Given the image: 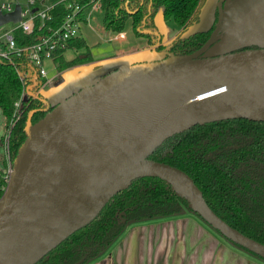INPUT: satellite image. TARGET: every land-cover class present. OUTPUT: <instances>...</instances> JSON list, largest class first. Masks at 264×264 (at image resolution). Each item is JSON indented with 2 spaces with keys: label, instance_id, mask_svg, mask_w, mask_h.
Returning a JSON list of instances; mask_svg holds the SVG:
<instances>
[{
  "label": "water",
  "instance_id": "1",
  "mask_svg": "<svg viewBox=\"0 0 264 264\" xmlns=\"http://www.w3.org/2000/svg\"><path fill=\"white\" fill-rule=\"evenodd\" d=\"M216 9L212 31L191 53L152 47L93 59L59 71L61 82L50 79L35 93L40 81L30 78L19 108L27 96L41 95L44 115L31 122L36 110L28 112L0 196V264H35L140 177L162 180L186 201L185 211L264 261V244L219 217L187 173L149 157L194 125L264 121V0H205L181 37L209 29ZM20 10V4L0 9V26L19 21ZM244 34L252 43L234 47ZM77 66L84 70L74 71Z\"/></svg>",
  "mask_w": 264,
  "mask_h": 264
},
{
  "label": "trees",
  "instance_id": "2",
  "mask_svg": "<svg viewBox=\"0 0 264 264\" xmlns=\"http://www.w3.org/2000/svg\"><path fill=\"white\" fill-rule=\"evenodd\" d=\"M81 1L85 3L88 0ZM204 1L101 0L103 29L111 33L122 31L129 20L134 33L139 34L135 28L146 14V9L142 13L139 9L147 7L149 3L151 11L146 20V27H154L149 25L153 24L154 14L161 9L163 20H171L175 26L184 28L198 19ZM66 12L64 2L56 3L51 11L52 18L46 23L54 27L59 25ZM39 23L40 21L36 20L35 29L31 33H25L20 28L15 29L13 38L16 45L23 49L36 42L40 32L37 28ZM208 30L195 33L187 43L196 47L203 44L208 37ZM67 48H84V50L70 60H66L62 55L65 50L54 52L57 71L93 60L82 37L69 40ZM24 71L28 72L25 80L30 81L31 67L23 54L19 56L16 52H8L5 56H0V110L5 117L9 157L7 169L0 168V196L6 188L8 169L25 138L23 128L27 114L40 105L38 100L27 96L22 99L21 107L16 109L15 103L21 100V93L26 85L20 78V73ZM43 115L44 112L37 110L32 115L31 122L37 121ZM239 130L264 137V121L236 118L195 125L166 138L149 157L178 167L187 173L201 190L207 204L219 217L243 234L264 244V215L262 218V215L241 212L233 204L228 178L231 172L228 164L220 167L216 165L203 167L195 153L186 152V149L193 152V147L198 141L213 139L212 137L219 138L230 131L236 133ZM186 209V201L175 196L162 180L156 177L134 179L126 188L114 194L93 220L61 241L35 264H73L81 258H84L81 264L93 262L108 251L113 242L124 232L128 223L178 214Z\"/></svg>",
  "mask_w": 264,
  "mask_h": 264
},
{
  "label": "flooded vegetation",
  "instance_id": "3",
  "mask_svg": "<svg viewBox=\"0 0 264 264\" xmlns=\"http://www.w3.org/2000/svg\"><path fill=\"white\" fill-rule=\"evenodd\" d=\"M150 8L151 5L149 3L147 7L144 6V8L139 9L140 13H142L143 10L146 9V14L142 17L141 22L135 28L139 34L134 33L132 29L131 35H127V34L125 35V39L129 41L130 45L132 44L131 47L133 48L135 47L137 49L144 47L149 50H152V47H154L156 51H160V52L174 53V54H188L198 49L202 45L200 44L199 46L196 47V45H192L189 42L187 43L188 39L192 37L194 34L184 38L181 37L182 31L186 29L188 25H186V27L184 28L174 26L172 31L175 32L178 31V32L175 35L166 38L165 33L161 29H159L160 27L157 25L155 21V16L157 13H155L153 16V24L149 25L154 27L152 28L146 27L145 26L146 20L149 17L151 11ZM216 19H217V9L214 11V21L208 30V36L214 27ZM169 21L171 20L162 19L163 23ZM30 73H31V78L35 74L37 75V72L33 68L31 69ZM39 79L41 78L36 76V81H38ZM71 83L72 82H68L67 85H70ZM25 84L27 86L31 83L29 81H25ZM70 86L71 87L69 89L71 91L76 87L75 85H70ZM31 90L34 93L37 92L38 86H34ZM38 96H40V100H41L42 96L41 95ZM38 96L35 97L29 96V97L31 99L38 100L40 102V105L38 107H35L34 110L36 111L39 110L40 112H43L42 110L45 107V104H43L39 100ZM244 131L245 130H239V132L236 133L230 131L228 134L224 136H220L219 138L212 137L213 139L198 141L197 145L193 147V152H190L189 149H186V152L187 154L195 153L196 157L199 158V160H201L200 165L203 167L208 165H216L220 167L221 165L228 164L229 170L231 172L228 178H229V185L232 189L231 197H233V204H235V206L241 212H247L249 214H256L259 216L262 215L263 218L264 137L259 135H253V133H248V131L245 132ZM3 141L6 147L5 156H8L6 135L5 137L3 136ZM169 144L170 143H167V145Z\"/></svg>",
  "mask_w": 264,
  "mask_h": 264
},
{
  "label": "crops",
  "instance_id": "4",
  "mask_svg": "<svg viewBox=\"0 0 264 264\" xmlns=\"http://www.w3.org/2000/svg\"><path fill=\"white\" fill-rule=\"evenodd\" d=\"M87 264H264V262L234 247L198 216L184 211L128 223L108 251Z\"/></svg>",
  "mask_w": 264,
  "mask_h": 264
},
{
  "label": "built area",
  "instance_id": "5",
  "mask_svg": "<svg viewBox=\"0 0 264 264\" xmlns=\"http://www.w3.org/2000/svg\"><path fill=\"white\" fill-rule=\"evenodd\" d=\"M58 2L66 4L67 12L63 16L61 22L57 26H51L46 23L52 18V9ZM16 4H20L21 19L12 23V27L0 34V43L3 47L0 48V55L5 56L8 52H16L17 55H24L30 66L37 72V76L41 79L39 86L47 84L50 78L43 67L46 59L54 63L56 54L54 52L65 50V54L69 48L67 43L69 40L76 37H83V28L87 26L91 30H95L92 21V12L101 9V0H88L82 3L81 0H56L49 2L48 0H0V9L2 13L11 12ZM35 8V10H33ZM36 20L40 23L37 26L40 31L36 42L29 47L21 48L16 45L13 38V31L20 28L25 33H31L35 29ZM110 40H123L126 33L122 30L113 33ZM119 37V38H118ZM28 74V73H27ZM22 80L25 83V75ZM22 96V93H21ZM21 100L15 103L16 109H19Z\"/></svg>",
  "mask_w": 264,
  "mask_h": 264
},
{
  "label": "rangeland",
  "instance_id": "6",
  "mask_svg": "<svg viewBox=\"0 0 264 264\" xmlns=\"http://www.w3.org/2000/svg\"><path fill=\"white\" fill-rule=\"evenodd\" d=\"M49 2H54L56 0H48ZM92 25L95 30H91L87 26L83 28V33L81 36L82 38L85 39L86 45L88 46V50L92 54V58L94 60L97 59H103V58H108L111 56L119 55L121 52L133 50L134 48L131 47L129 41H127L125 38L124 40H110L109 38L113 36L114 34L108 31H105L103 29V14L100 10H96L92 12ZM213 16H214V11H213ZM155 21L157 25L160 27L164 33L166 38L171 37L175 35L178 31H172L173 27L175 26L173 22H162L161 19V9L158 10L156 16H155ZM213 22V21H212ZM211 22H209L210 24ZM208 24V26H209ZM12 27V23H5L2 26H0V34L3 33L4 31L10 29ZM123 31L127 35H131L132 33V28L130 21L128 20ZM119 38V37H118ZM252 43V40L250 39L247 34H244L235 44V46H241V45H249ZM3 45L0 43V48H2ZM144 48V47H142ZM137 49V48H135ZM84 48L82 49H69L65 52L64 57L66 60L72 59L74 56L82 52ZM43 67L45 68L47 72V76L54 82L53 84L56 85L59 82H61L64 78V73L62 74L61 72L57 71L55 64L53 63L50 58L46 59ZM74 71L76 72H82L84 69H82L81 66H77L73 68ZM3 136L5 137V117L2 114L0 110V168H6L7 164L9 163V157L5 156V151L6 147L3 141ZM7 169V168H6ZM9 170V169H8ZM264 262V261H263Z\"/></svg>",
  "mask_w": 264,
  "mask_h": 264
},
{
  "label": "bare ground",
  "instance_id": "7",
  "mask_svg": "<svg viewBox=\"0 0 264 264\" xmlns=\"http://www.w3.org/2000/svg\"><path fill=\"white\" fill-rule=\"evenodd\" d=\"M25 79H26V78H25ZM29 82L31 83V80H30ZM25 87H26V85H25ZM25 87H24V88H25ZM23 90H24V89H23ZM22 92H23V91H22Z\"/></svg>",
  "mask_w": 264,
  "mask_h": 264
}]
</instances>
